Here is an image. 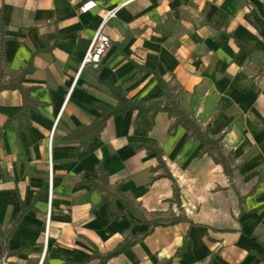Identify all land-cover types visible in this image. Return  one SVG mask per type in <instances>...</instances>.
<instances>
[{
  "label": "crops",
  "instance_id": "obj_1",
  "mask_svg": "<svg viewBox=\"0 0 264 264\" xmlns=\"http://www.w3.org/2000/svg\"><path fill=\"white\" fill-rule=\"evenodd\" d=\"M104 10L111 47L81 69ZM0 43L5 81L23 75L0 91V264H264V0H0ZM158 80L229 169L165 112L72 138L117 107L112 88L166 104ZM149 215L184 219L148 231Z\"/></svg>",
  "mask_w": 264,
  "mask_h": 264
},
{
  "label": "trees",
  "instance_id": "obj_2",
  "mask_svg": "<svg viewBox=\"0 0 264 264\" xmlns=\"http://www.w3.org/2000/svg\"><path fill=\"white\" fill-rule=\"evenodd\" d=\"M22 77L23 75H20L15 80L5 81L2 44L0 43V91L17 89L23 93V90L19 84ZM158 84L167 96L168 102L166 104L155 103L152 105H145L141 102H133L128 100L121 90L112 88V93L118 102L117 107L113 110H104L100 119L95 121L90 127L81 128L75 131L74 134H72V138L80 140L81 144L83 145V135L86 137L98 135L102 130L106 119L117 113L137 111L138 114H148L153 117L158 112H165L169 118L174 119V126H182L189 137L201 144L202 148L197 155L198 157L208 155L216 164L221 165L225 170L229 169L232 160L231 153H226L224 151L221 138L212 137L209 134L208 128H202L198 122L182 107L178 101V97L181 92L177 85L174 83H165L161 80H158ZM100 184L101 185H99L98 189L102 193L103 198L106 199L109 195L107 188L108 183L106 177L102 174L100 175ZM124 205L126 208H129V210L134 215L138 216L140 219H142V221H144L143 212L135 206L128 205L127 199L124 200ZM149 216L150 220H147V224L149 226L148 231H151L155 227L162 225H174L183 221L184 219L182 217H160L155 215ZM8 236L9 232L3 233L0 230V255L5 252L4 244ZM131 242V239L124 240L123 243L110 254V256L119 254L125 248L131 245Z\"/></svg>",
  "mask_w": 264,
  "mask_h": 264
},
{
  "label": "built area",
  "instance_id": "obj_3",
  "mask_svg": "<svg viewBox=\"0 0 264 264\" xmlns=\"http://www.w3.org/2000/svg\"><path fill=\"white\" fill-rule=\"evenodd\" d=\"M96 7L94 2H86L83 4L80 9L79 13L80 14H87L91 11L94 10ZM115 10H104L101 12L100 17H101V22L96 30L89 48L85 54V57L83 59L81 69L84 67H90L92 69H97L99 65L102 62L103 57L105 54L109 51L111 47V41L109 37L103 32V28L105 26V23L115 17ZM50 198H51V185H50ZM47 222H49V213L47 215Z\"/></svg>",
  "mask_w": 264,
  "mask_h": 264
},
{
  "label": "rangeland",
  "instance_id": "obj_4",
  "mask_svg": "<svg viewBox=\"0 0 264 264\" xmlns=\"http://www.w3.org/2000/svg\"><path fill=\"white\" fill-rule=\"evenodd\" d=\"M50 163H49V161H48V198H50V183H49V181H50V165H49ZM47 215H48V212L46 213V215H45V217H44V220H45V223H46V225H47ZM45 237H46V235H45Z\"/></svg>",
  "mask_w": 264,
  "mask_h": 264
}]
</instances>
